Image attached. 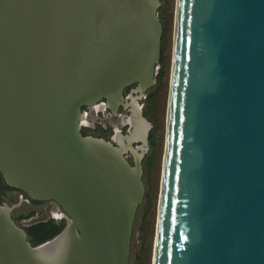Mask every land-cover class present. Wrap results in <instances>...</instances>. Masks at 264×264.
<instances>
[{
    "label": "water",
    "instance_id": "water-1",
    "mask_svg": "<svg viewBox=\"0 0 264 264\" xmlns=\"http://www.w3.org/2000/svg\"><path fill=\"white\" fill-rule=\"evenodd\" d=\"M11 1L17 0H0V177L35 201L57 203L67 222L58 236L33 246L12 219L13 207L4 205L9 208L6 211L0 205V254L8 264H39L36 250L71 228V257L88 246L89 255L94 252L98 258L102 236L112 240L109 245L118 238L120 219L114 211L123 199L117 204V190L105 197L91 183L89 187V167L84 163L89 161V136L81 134V108L111 97L115 102L130 82L140 81V86L149 72L145 65L151 55L155 61L150 78L155 83L153 67L157 69L161 58L163 36L155 15L159 1L79 0L82 32L94 64L89 63V71L76 79L65 74L64 79L48 80L39 64L40 46L32 51L39 55L29 56L26 62L28 49L17 44L16 34H10L9 26L12 31L15 22L9 12L21 8L20 4L13 9ZM28 3L29 12L37 13L35 24L42 32L55 33L61 27L62 17L53 8L64 9L66 4L68 11L73 9L68 0ZM105 15L103 36L99 24ZM13 46L15 60L10 58ZM16 61L26 62L27 79L35 87L28 94L16 76ZM17 95L26 105L23 113L22 107L11 110ZM63 128L71 132V138ZM114 136L109 141L91 136L99 141L94 149L108 153L117 149ZM21 141L40 151L57 147L68 160L74 161L77 153L74 166L80 174L72 173V181L62 190L71 192V198L56 194L58 166L42 162L35 170L32 160L26 158L22 166L13 161L12 168L24 174L25 183H16L3 169L5 151ZM139 177L135 211L142 197ZM122 181L128 184L125 176ZM34 183L45 188L35 190L30 185ZM74 186L79 188L77 193ZM110 228L114 232L104 236ZM131 232L132 223L125 264ZM17 256L21 261H16ZM154 264H264V0H177Z\"/></svg>",
    "mask_w": 264,
    "mask_h": 264
},
{
    "label": "bare ground",
    "instance_id": "bare-ground-1",
    "mask_svg": "<svg viewBox=\"0 0 264 264\" xmlns=\"http://www.w3.org/2000/svg\"><path fill=\"white\" fill-rule=\"evenodd\" d=\"M69 4L73 7L72 10L68 11L67 5L65 4V8L63 9L61 6L57 8H53V11L56 9V14L59 19L62 17L61 27L57 29L55 33L51 31L42 32L39 28L36 27L37 13L32 14L29 12V3L28 0H17L11 1L13 9L21 4V8L16 10L13 14L9 12V17H13L14 25L12 26V31L9 26L10 34L15 35V40L17 44L26 47L28 49L26 51L25 56H27L26 62L29 60V56L31 55H39L38 51L32 52L33 49L40 48L43 50L41 57L39 58V64L41 65V70L44 69V76L48 79L61 78L64 79L63 75L70 74L73 79H76L79 74H86L89 71V63L92 66L94 61L92 58H89V42L83 36V20L81 9H79V0H68ZM91 2V1H90ZM112 2V1H111ZM92 8H94L93 3L91 2ZM95 9V8H94ZM33 11V10H31ZM51 12V11H50ZM111 13V12H110ZM65 16H68V23L63 26V20ZM103 20L99 26L101 32L104 36V30L106 29L107 18L106 15L102 18ZM109 20V19H108ZM123 20V19H122ZM124 21V20H123ZM10 24V23H9ZM8 26V24H7ZM89 29L91 32L95 30V14L91 10L90 20H89ZM89 32V34L91 33ZM56 35V36H55ZM99 35V34H98ZM96 37V36H93ZM55 38V39H54ZM2 47L6 48L5 45L2 44ZM13 49L10 50V58L15 60L14 56V46ZM22 49V48H21ZM23 51V49H22ZM24 53V51H23ZM108 54L107 52L105 55ZM85 57V58H84ZM19 59V58H18ZM84 59V60H83ZM20 60V59H19ZM60 62L59 66L56 65V62ZM155 59L153 55L149 56L147 60L146 68L149 69L148 74H145L144 80H141V85L139 86L140 92L146 90L148 87L154 84V81L151 76L152 66L154 64ZM20 63V65L18 64ZM26 62L22 63L21 61H16L17 64V78H20V84L23 90L28 94L27 90L34 89L35 87L31 85V83L27 79L28 73L26 72ZM82 62V63H81ZM84 63V64H83ZM43 66V67H42ZM144 68V69H146ZM143 69V72H144ZM155 75L156 65L153 67ZM149 75V77H148ZM134 81V80H133ZM63 83V82H62ZM140 81L133 83L130 82L127 86L122 90L121 94L118 96L115 102H113L112 97L109 99V106L116 111L118 109V103L123 100V92L126 88L131 87L132 85L139 84ZM15 93V89L13 90ZM143 93V92H142ZM138 98H131L132 104L127 105L132 110V117L126 120V123L132 127L130 136H123L121 134L120 128H117L115 141L119 143L121 146H117V149H114L110 153L108 152H97L94 149V144H96L97 140H94L89 136V161L85 159V166L89 167V187L90 183L93 188H96L98 192H100L103 196L107 197L110 195L112 190H117L118 192V200L117 204L122 203L121 206H118L114 211V215L119 216L120 226L118 230V238L112 244L109 245V242L112 240L105 241V238L102 236V252L100 256L95 257V253L92 252L89 255V247L86 246L83 251H79L78 255H73L71 257V242L74 241L72 229L69 228L63 235L55 239L53 242H50L44 246L39 247L36 252L40 254L38 257L39 264H125L127 256V247L128 242V231H130L135 207L140 200V196L137 193L139 189L138 187V175L139 173V164L141 162L139 151L140 149H134L133 144L135 142H143L146 145L147 143V133L149 131L150 125L146 122L142 115V108L138 104ZM102 102V101H99ZM99 102L97 104H99ZM128 104V103H127ZM120 105V104H119ZM122 106V105H121ZM15 107H22L20 109V113L23 111H27L25 108L26 105L24 101L20 99V96H16V106L12 105V112L14 113ZM89 107L92 108L95 112H105L108 109V105L100 104V105H92L89 103ZM127 108V107H126ZM87 116V115H86ZM83 120V119H82ZM65 135L68 138H71V132L67 128H63ZM15 138V137H12ZM23 140V138H22ZM14 147H8L9 149L5 151L4 161L6 166H2L3 169L7 172H10L13 176L16 183L24 182L25 177L24 174L19 171H15L11 165L14 162H18L21 166L23 165V161L27 158V160H32L33 168L36 170L37 163L41 164L42 162H46L48 166H58V180L60 182V186L55 188L56 194L64 196L66 195L69 198L72 195L71 192L62 191L67 187L72 181L73 174L75 173L76 177L79 176L80 170H76L74 166V162L77 158V153L75 152L74 161L68 160L64 158L63 152L57 147H50V149H46L44 151H40L38 146L36 149L31 146H24V143L21 141L19 145L14 144ZM43 147V145H41ZM63 150L62 146L59 145ZM45 148V147H44ZM91 149L93 151H91ZM144 150V149H143ZM128 151H132L136 155V167H131L128 159L124 156V154ZM73 155V154H72ZM126 177L128 184H123L122 177ZM14 182V181H13ZM79 182H81L79 180ZM74 183V182H73ZM22 184V183H21ZM33 189L42 190L41 184H30ZM128 188L126 191L125 186ZM131 188V189H130ZM73 191L77 193L79 188L74 186ZM104 191V192H103ZM67 192V193H66ZM64 194V195H63ZM75 201V200H74ZM74 204H77L74 202ZM8 207L4 206V210L8 211ZM60 213V212H58ZM54 212L53 218L60 220L63 218L60 214ZM111 213V212H110ZM115 226V225H114ZM109 231L107 229L104 232V236L111 235L114 231L110 228ZM20 232V231H19ZM109 232V235H107ZM22 233V232H20ZM23 234V233H22ZM106 249L107 252L104 250ZM92 251V250H91ZM21 257L17 256L16 261H21ZM90 259V260H89ZM0 264H8L0 254Z\"/></svg>",
    "mask_w": 264,
    "mask_h": 264
},
{
    "label": "rangeland",
    "instance_id": "rangeland-1",
    "mask_svg": "<svg viewBox=\"0 0 264 264\" xmlns=\"http://www.w3.org/2000/svg\"><path fill=\"white\" fill-rule=\"evenodd\" d=\"M158 1L159 7L156 9L155 15L162 27V19L164 18L167 28L163 51L165 76L162 82L160 83L158 80L159 75L163 71L160 58L157 69H155V83L142 91L143 93L136 92L139 88L138 84L126 88L122 94L125 105L119 106L116 112L117 114L113 110H109V107L108 111L99 113H92L89 106L81 108L83 119L82 129H89V136L97 137V135H106L103 139L107 141H109L111 136L116 135L114 131L116 132L117 128H120L121 134L124 137L130 136L131 131H133L132 127L126 123L127 118H124L133 116L131 107L129 108L127 106L128 104H132V102L129 101L131 97L138 98V104L142 108L141 115L150 125L147 133L148 141L146 145L141 142H135V144H133L134 149H139V147L140 149H144H141L138 153L141 159L139 179L142 184V197L132 222L127 264H154L155 256L163 167L167 144V122L177 11V0ZM101 101V103H106L107 100L103 99ZM96 105H100V102ZM119 116H121V119ZM152 135H154L155 139L154 149L150 142V137ZM124 156L128 159L130 166L134 167L135 158L132 156V153L130 151L126 152ZM2 180L6 188L2 190L3 192L0 191V205L13 207L12 219L18 227L26 231L46 222H54L57 226H61L64 223L66 225L65 219L61 218L57 220L53 218L54 211H56V213H64V210L59 207L57 203L54 201H35L23 190L12 188L6 184L3 178ZM28 239L30 240L31 238ZM32 245L37 246L39 244L35 242V244Z\"/></svg>",
    "mask_w": 264,
    "mask_h": 264
},
{
    "label": "trees",
    "instance_id": "trees-1",
    "mask_svg": "<svg viewBox=\"0 0 264 264\" xmlns=\"http://www.w3.org/2000/svg\"><path fill=\"white\" fill-rule=\"evenodd\" d=\"M163 21V41H162V49H161V66H162V73L159 75V82L161 83L164 76H165V65H164V57H163V51H164V47H165V36H166V22L164 20V18L162 19ZM82 134L84 136H89V129H82ZM154 134V133H153ZM106 135H97V137H105ZM150 142L151 145L154 149L155 147V139H154V135H152L150 137ZM6 186L3 185V180L2 178H0V191L3 192L2 190L5 189ZM66 227L65 223L62 224L61 226H57L55 225L54 222H46V223H42L40 225H37L35 227H33L31 230H26V233L28 235V238H31L29 241L31 244H35V242H37L39 245L52 240L53 238H55L56 236H58Z\"/></svg>",
    "mask_w": 264,
    "mask_h": 264
},
{
    "label": "flooded vegetation",
    "instance_id": "flooded-vegetation-1",
    "mask_svg": "<svg viewBox=\"0 0 264 264\" xmlns=\"http://www.w3.org/2000/svg\"><path fill=\"white\" fill-rule=\"evenodd\" d=\"M140 91H141V90L138 88L136 92H139V93H140ZM134 93H135V92H134ZM131 98H132V97H131ZM131 98H129V101L132 102ZM106 103H107V105H108V107H109V110H113V109L111 108V106H109V103H110V102H109L108 100L106 101ZM106 103H104V102L101 103V102H100V104H106ZM124 103H125V101H124V98H123V100L121 101V103H120V102L118 103V105H117L118 108H119V106H121V105L124 106V105H125ZM119 104H120V105H119ZM128 105H129V104H128ZM90 110L92 111V113H93V112L95 113V111H93L91 107H90ZM106 111H108V109H107ZM113 111H114V110H113ZM114 112L116 113L117 110L114 111ZM116 114H117V113H116ZM89 117H90V113H89ZM119 118L121 119V116H119ZM124 118H127V119H128V117H124ZM114 134H115V131H114ZM111 137H112V136H111ZM111 137H110V138H111ZM97 138H101V139H103V137H97ZM110 138H109V140H110ZM147 140H148V139H147ZM114 141H115V136H114ZM115 142H116V141H115ZM141 143H143V142H141ZM116 144H117L116 146H121V145H120L119 143H117V142H116ZM134 144H135V143H134ZM128 152H129V151H128ZM130 152L132 153V156H134V158H135V160H134V161H135V162H134V163H135V166H134V167H136V166H137V163H136V158H137V157H136V155H135L132 151H130ZM125 154H126V153H125ZM131 158H132V157H131ZM59 207H60V206H59ZM54 212H56V211H54ZM64 213H65V212H64ZM65 220H66V219H65ZM66 222H67V221H66Z\"/></svg>",
    "mask_w": 264,
    "mask_h": 264
}]
</instances>
